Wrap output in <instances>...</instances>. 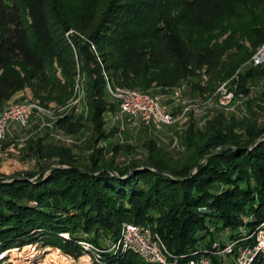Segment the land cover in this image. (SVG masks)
Instances as JSON below:
<instances>
[{"label": "trees", "instance_id": "obj_1", "mask_svg": "<svg viewBox=\"0 0 264 264\" xmlns=\"http://www.w3.org/2000/svg\"><path fill=\"white\" fill-rule=\"evenodd\" d=\"M262 4L264 0H0V114L26 87L42 99L65 102L79 74L91 80L92 122H99L107 109L104 71L116 85L144 90L154 83L174 87L204 68L212 79L229 76L246 55H226V44L209 46L206 37L229 19L243 30L242 16L252 19L254 29ZM217 123H210L205 133L192 132L187 139L192 155L183 165L165 159L150 143L142 165L122 169L99 165L94 158L83 167L75 164L69 149L38 141L32 149L48 164L9 180L0 175V255L36 244L80 256L79 242L85 237L78 231L102 229L108 245L99 237L89 239L101 248L96 264H154L133 251L109 250L124 224L134 222L151 227L171 254L187 255L186 261L197 251L210 253L197 237L206 218L235 231L243 215L252 219L246 233L235 238H243L240 246H254L253 233L264 222V129L253 128L241 140L223 120ZM50 200L53 210L47 207ZM71 209L78 214L64 217ZM210 257L215 264L216 257ZM8 259V254L1 256L0 264H15ZM252 264H264V255L259 253Z\"/></svg>", "mask_w": 264, "mask_h": 264}, {"label": "rangeland", "instance_id": "obj_2", "mask_svg": "<svg viewBox=\"0 0 264 264\" xmlns=\"http://www.w3.org/2000/svg\"><path fill=\"white\" fill-rule=\"evenodd\" d=\"M257 15L259 21L254 29L251 27L252 19L242 16L243 22L246 23L243 30H240V25L235 19H229L218 31L206 37L209 46L226 44L228 46L226 55L235 52L246 55L244 62L231 75L218 80L212 79L211 74H208L204 68L196 70V74L189 75L174 87H156V83L147 90L139 86H135L134 89L129 87L136 91H148L155 96L160 95L175 112L177 120L172 124L136 123L125 115L123 116L120 113L116 89L127 87L114 84L105 71V98L108 104L100 123L91 121L93 115L87 98L91 80L86 74H79L74 79L72 94L63 103L56 99H42L34 95L31 88L26 87L22 90L25 91L24 96L16 101H10L7 106L29 102L37 108L27 125L13 124L9 132L0 139V175L9 180L18 174L30 171L37 173L40 170V163L48 164L47 160L40 161L38 154L32 149L36 147L38 141L44 145L69 149L75 164L79 166H91L93 159L98 158L99 165L112 163V167L128 169L132 165L146 163L148 157L146 145L150 143L156 144L162 150L165 159L183 165L192 155V149L187 141L192 132L205 133L210 123L216 126L218 125L217 121L221 120L232 127L241 140H247L249 132L253 128L264 129L263 4L258 9ZM258 54L261 56L255 60ZM242 88L245 91H242ZM176 90H180V96L178 95L180 99H174ZM26 93L28 95H25ZM42 96L45 97V94ZM60 120L63 122L59 123ZM72 123H77L78 126ZM204 161L205 159H202L200 163ZM51 162L58 163V160L53 159ZM52 201L50 200L47 205L51 209L54 203ZM30 204L36 206L37 202L31 201ZM77 214V209H71L63 216ZM241 219L242 223L238 229L232 231L229 228H221L206 218V226L197 233V237L201 240L202 246L210 251L208 255L205 253L202 255L209 258L212 264L210 256L216 257L215 264H238V255L241 250L251 247V244L240 246V241L243 238H235V236L239 237L246 233L252 217L243 215ZM262 229H264V222L253 233L256 239L260 237ZM78 232L85 237L79 242V245L83 247L80 256L66 254L60 248L50 246L42 248L34 244L21 249L14 247L2 253L0 258L8 254V260L15 264L18 261L20 263L24 261L23 264H51L46 261L47 255L51 252H58L63 257L75 262L88 260L91 264L101 251L100 247L89 239L99 237V241L103 245H108L110 239L102 229L98 232H83L82 230ZM65 233L71 237L68 232ZM65 233L63 235L66 237ZM251 236L244 238L248 239ZM210 241L213 243L209 248L207 242ZM226 247L227 253H220V250ZM260 253L264 255V251ZM33 254L36 255V258L27 263Z\"/></svg>", "mask_w": 264, "mask_h": 264}, {"label": "bare ground", "instance_id": "obj_3", "mask_svg": "<svg viewBox=\"0 0 264 264\" xmlns=\"http://www.w3.org/2000/svg\"><path fill=\"white\" fill-rule=\"evenodd\" d=\"M178 91V92H177ZM180 90H176L175 94L179 95ZM116 96L119 100V108L120 113L125 115L129 118V114L123 112V108H126V99L125 98H142V99H149L150 101V110L156 115H166V108H164L163 105L159 103L158 96H155L153 94H150V92H142V91H136L129 88H117L116 89ZM180 96V95H179ZM30 105L31 113L28 117H24L22 123L20 125H27L36 111V106L33 103L24 102V103H16L8 105L5 110L0 114V125L2 118L6 116L7 114H15V107H26ZM177 120V117L175 114L172 115V118L170 119H162L157 117H149L146 119V124H160V125H166V124H172ZM7 132H0V139L3 138L6 135ZM151 241L152 246L154 247V250L156 251V256L154 254H149L147 251V248L145 245H142L138 240H129V236L127 233V227H123L122 233L118 240L112 245L110 250H115L116 252H127V251H133L134 253L140 255L142 258H144L147 262L154 263V264H189L190 261H193V258H189L186 261H182L187 257V255L183 256H176L171 254L162 239L158 234H155L151 230ZM98 251V250H97ZM264 251V244L256 245L251 253L247 255V259H244V264H252L255 257L260 253ZM231 253V252H230ZM34 255V256H33ZM32 258L29 257V261L27 263H30V261L34 260L36 258V255L33 254ZM195 257H199L202 255L200 251H197L194 253ZM205 255H203L204 257ZM206 257V256H205ZM101 258L100 254L96 255V260L92 261L91 264H96L99 259ZM46 261L51 264H89L88 260H83L82 262H75L72 259H67L60 255L58 252H51L47 255ZM25 263L24 261L21 262V264ZM206 263L212 264L211 260L206 257ZM239 264V260H238Z\"/></svg>", "mask_w": 264, "mask_h": 264}, {"label": "built area", "instance_id": "obj_4", "mask_svg": "<svg viewBox=\"0 0 264 264\" xmlns=\"http://www.w3.org/2000/svg\"><path fill=\"white\" fill-rule=\"evenodd\" d=\"M261 55L258 54L255 57V60L258 59ZM126 99V108H123V112L129 114V118L133 122H141L146 124V119L149 117H157L162 119H170L172 115L175 113L174 110L171 109L170 105L166 104L162 97L158 95V100L161 105L166 108V115H156L150 110V101L149 99L142 98H125ZM174 99H180L177 94H174ZM33 109L28 105L26 107H15V114H7L2 118L0 125V132H9L10 127L13 124L20 125L24 119V117H28ZM125 227H127V233L129 236V240H138L142 245H145L149 254H154L156 256V251L152 246L151 241V227L137 224L134 222L125 223ZM256 244L251 247L243 248L238 255L239 264H244V259H247V255L252 252L256 245L264 244V229L261 230L260 237L256 239ZM227 253V247L225 249L220 250V253ZM182 256V254H181ZM90 261L92 259H89ZM189 264H207L206 257L203 255L199 257H193V261H190Z\"/></svg>", "mask_w": 264, "mask_h": 264}, {"label": "crops", "instance_id": "obj_5", "mask_svg": "<svg viewBox=\"0 0 264 264\" xmlns=\"http://www.w3.org/2000/svg\"><path fill=\"white\" fill-rule=\"evenodd\" d=\"M24 92L25 91H21V92H18L13 98L11 101H16L18 99H20L22 96H24ZM27 92V91H26ZM25 95H28V93H26Z\"/></svg>", "mask_w": 264, "mask_h": 264}]
</instances>
